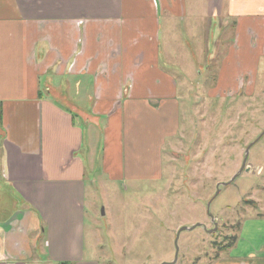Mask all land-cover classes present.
<instances>
[{"label": "crops", "instance_id": "obj_1", "mask_svg": "<svg viewBox=\"0 0 264 264\" xmlns=\"http://www.w3.org/2000/svg\"><path fill=\"white\" fill-rule=\"evenodd\" d=\"M198 2L217 64L210 94L251 97L264 58V0H0V264H39L42 255L97 264L84 257L86 183L96 172L160 177L180 107L176 82L154 72L155 42L162 21L184 28L198 18ZM261 205L243 213L234 244L207 263L264 264Z\"/></svg>", "mask_w": 264, "mask_h": 264}, {"label": "rangeland", "instance_id": "obj_2", "mask_svg": "<svg viewBox=\"0 0 264 264\" xmlns=\"http://www.w3.org/2000/svg\"><path fill=\"white\" fill-rule=\"evenodd\" d=\"M203 10L198 2V18L184 21V28L178 21H162L155 42L154 72L160 73L155 76L168 75L176 82L180 107L178 131L165 137L161 148L160 177L109 180L94 173L95 181L92 177L85 188V259L97 264L170 262L178 229L199 224L179 233L174 264H210L235 235L243 213L249 208L258 211L264 203V133L248 149L243 171L230 183L219 184L237 173L247 145L264 129V58L254 70L251 97L210 94L218 72L216 62L208 58V20L199 18ZM146 40L140 42L144 53ZM248 194L263 203L255 207L254 200L245 198ZM39 264L53 263L42 255Z\"/></svg>", "mask_w": 264, "mask_h": 264}, {"label": "water", "instance_id": "obj_3", "mask_svg": "<svg viewBox=\"0 0 264 264\" xmlns=\"http://www.w3.org/2000/svg\"><path fill=\"white\" fill-rule=\"evenodd\" d=\"M263 133H264V129H263V131L259 134V136H258L256 139H254L251 143H249V144L247 145V147H246V149H245V154H244V157H243L242 164H241L239 170L237 171V173H235V174H234V175H233L228 181H226V182H221V183H219V184H223V185H225V184L230 183L232 180H234V179L236 178V176H238V175L243 171V169L245 168V163H246V158H247L248 149L252 146V144H254V143H255V142H256V141L262 136ZM246 170H248V167L246 168ZM217 186H219V185H217ZM208 205H209V203H208ZM211 218H212V217H211ZM212 220H213V218H212ZM198 225H199V224H195V225H192V226H190V227L182 226V227H180V228L178 229V231H177V233H176L175 241H174V244H175V256H174L173 260L170 261V262H162V263H160V264H174V263L176 262V260H177V254H178L177 240H178L179 233H180L182 230H185V229H192V228H194V227H196V226H198Z\"/></svg>", "mask_w": 264, "mask_h": 264}, {"label": "trees", "instance_id": "obj_4", "mask_svg": "<svg viewBox=\"0 0 264 264\" xmlns=\"http://www.w3.org/2000/svg\"><path fill=\"white\" fill-rule=\"evenodd\" d=\"M236 238H237V235L235 233V235L231 238V241L229 240V242L223 247V249L220 250V253H218L215 256V259L218 258L223 252L227 251L234 244ZM62 264H72V263L64 262Z\"/></svg>", "mask_w": 264, "mask_h": 264}]
</instances>
